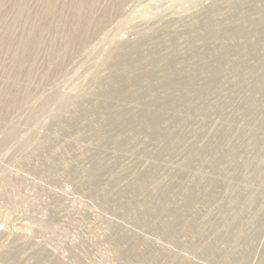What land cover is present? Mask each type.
I'll use <instances>...</instances> for the list:
<instances>
[{
	"label": "rangeland",
	"instance_id": "rangeland-1",
	"mask_svg": "<svg viewBox=\"0 0 264 264\" xmlns=\"http://www.w3.org/2000/svg\"><path fill=\"white\" fill-rule=\"evenodd\" d=\"M0 264H264V0H0Z\"/></svg>",
	"mask_w": 264,
	"mask_h": 264
}]
</instances>
